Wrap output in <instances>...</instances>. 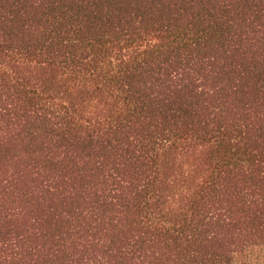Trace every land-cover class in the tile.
<instances>
[{
    "label": "trees",
    "instance_id": "obj_1",
    "mask_svg": "<svg viewBox=\"0 0 264 264\" xmlns=\"http://www.w3.org/2000/svg\"><path fill=\"white\" fill-rule=\"evenodd\" d=\"M0 264H264V0H0Z\"/></svg>",
    "mask_w": 264,
    "mask_h": 264
}]
</instances>
